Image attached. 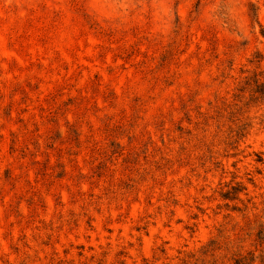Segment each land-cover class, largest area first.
Masks as SVG:
<instances>
[{
	"label": "rangeland",
	"instance_id": "rangeland-1",
	"mask_svg": "<svg viewBox=\"0 0 264 264\" xmlns=\"http://www.w3.org/2000/svg\"><path fill=\"white\" fill-rule=\"evenodd\" d=\"M257 74L264 0H0V264H264Z\"/></svg>",
	"mask_w": 264,
	"mask_h": 264
},
{
	"label": "trees",
	"instance_id": "trees-1",
	"mask_svg": "<svg viewBox=\"0 0 264 264\" xmlns=\"http://www.w3.org/2000/svg\"><path fill=\"white\" fill-rule=\"evenodd\" d=\"M241 93L237 96L238 98L242 99L244 97V94L246 91L250 92V101L252 102H264V78H261L260 76L255 75L252 78H249L245 82V86H243L240 90ZM248 104V103H247ZM243 187H235L234 193L241 192ZM229 194H224L223 196L225 198H229ZM237 264H246V258H241L237 260Z\"/></svg>",
	"mask_w": 264,
	"mask_h": 264
}]
</instances>
